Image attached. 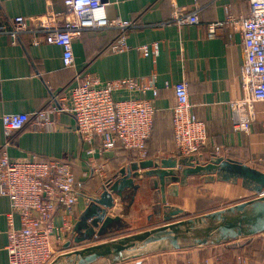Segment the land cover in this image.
<instances>
[{
  "label": "crops",
  "instance_id": "0c3cea01",
  "mask_svg": "<svg viewBox=\"0 0 264 264\" xmlns=\"http://www.w3.org/2000/svg\"><path fill=\"white\" fill-rule=\"evenodd\" d=\"M102 3L106 18L135 25L125 31L128 47L125 52L107 51L119 34L116 29L82 31L72 42L73 66L64 68L61 49L44 43L40 36H19L14 43L9 36L0 35V148L6 142L1 126L4 114L30 116L45 109L54 95L65 94L75 74H89L101 83L126 78L145 80L153 75L158 95L155 99L150 93L144 97L152 100L155 109L145 148L149 156L146 160L177 158L170 110L175 102L173 86L185 82L191 112L202 122L206 133V145L195 155L200 162L222 157L264 173V102L254 104L247 128L242 131L235 130L229 110V104L242 98L239 69L244 62V48L240 27L226 26L214 38L207 35V26L224 21L226 11L234 19L247 16L248 0H103ZM175 8L196 12L198 24L182 27L166 24ZM45 16H52L61 26L68 18L63 0H0V28L9 29L11 20L16 17L24 18L33 27ZM33 38L39 39L40 43L33 45ZM151 43L158 45L154 59L144 57L138 51L139 47ZM127 97L125 92L114 95L115 100ZM50 118L53 125L49 130L24 128L12 134L6 153L12 161L58 159L68 161L71 166L78 197L70 218L71 231L63 236L61 242L52 243L54 258L163 225L161 216L153 213L160 199L158 191L150 179H135V188L123 189L120 196L110 194L112 207L106 209V216L117 221L101 236L75 243L74 240L84 234L82 225L86 213L91 208L95 213L102 208L94 200H98L105 189V180L112 186L122 169L139 160L117 146L106 160L105 176L101 179L86 165L87 147L80 142L73 117L68 112H60L50 113ZM92 147L97 159L99 145L94 142ZM215 147L220 149L218 153ZM253 196L254 193L242 188L240 182L206 184L201 177L192 176L184 187H179L176 196H166V204L183 211L177 219H186L233 206ZM8 211V200L0 197V264H8ZM62 215L61 208L55 212V225L61 224ZM14 220L18 227L17 217ZM98 228L93 229L97 232ZM208 248L215 252L220 248V264H228L230 258L234 264L233 255L235 258L238 254L242 262L236 261V264H264V233L242 240L237 247L223 244L159 251L151 246L128 261L134 264H179L182 259L194 263L196 253ZM95 264L108 263L99 260Z\"/></svg>",
  "mask_w": 264,
  "mask_h": 264
},
{
  "label": "built area",
  "instance_id": "2783aa9c",
  "mask_svg": "<svg viewBox=\"0 0 264 264\" xmlns=\"http://www.w3.org/2000/svg\"><path fill=\"white\" fill-rule=\"evenodd\" d=\"M63 4L68 18L61 26L52 16L39 19L33 27L24 18L16 17L11 20L9 29L0 28V35L9 36L14 43L19 36H40L44 43L61 49L64 68L73 66L72 42L82 31L116 29L119 34L107 51L122 53L128 49L125 31L135 25L106 18L101 0H63ZM248 5L247 16L234 19L226 11L224 21L207 26V35L211 38L226 26L239 25L241 30L244 48V62L239 69L242 98L229 104L233 125L238 131L247 128L254 104L264 102V0H248ZM166 24L177 27L197 25L198 16L196 12L175 8ZM39 43V39H32L33 45ZM138 51L142 56L154 59L158 45H144ZM119 92L127 93L128 97L115 100L114 95ZM147 93L152 99L158 95L153 75L145 80L126 78L101 83L89 74H75L65 94L54 95L45 109L30 116L4 114L1 117L6 142L0 148V197L6 198L9 204L6 215L8 264H49L54 258L52 243L61 242L71 231L70 218L78 197L68 161H12L6 153L11 135L24 128L49 130L53 125L50 113L68 112L74 119L80 142L87 147L88 169L103 179L106 160L117 146L134 154L139 161L147 159L145 142L155 115L152 100L144 98ZM173 95L175 102L170 112L176 157L195 156L206 145L204 125L191 112L185 82L173 86ZM94 142L99 145L97 159L92 147ZM219 151L215 147V152ZM104 185L107 189L110 182L105 180ZM262 196L264 192L254 194L253 198ZM60 208L63 212L61 224L55 225L54 214ZM238 261L242 260L238 258ZM197 264L214 263L206 259Z\"/></svg>",
  "mask_w": 264,
  "mask_h": 264
},
{
  "label": "water",
  "instance_id": "95a60500",
  "mask_svg": "<svg viewBox=\"0 0 264 264\" xmlns=\"http://www.w3.org/2000/svg\"><path fill=\"white\" fill-rule=\"evenodd\" d=\"M192 176L201 177L206 184L240 182L241 187L249 192H264L263 172L222 157L210 158L206 163L200 162L197 156L131 163L128 168L119 172L118 180L105 188L98 200H94L102 208L96 213L91 208L86 213L82 225L84 234L74 242L80 243L99 237L108 226L117 221L106 216V209L112 207L110 194L116 193L120 196L123 189L135 188V179H150L153 188L158 191L160 199L153 208V213L161 216L163 225L72 250L55 257L49 264H95L99 260H105L108 264H119L134 259L135 254L151 246L159 251H180L223 244L237 247L242 240L264 233V196L200 216L177 219L183 211L167 205L166 196H176L179 187H184L187 179ZM93 228H98V231ZM68 246L69 243L66 248Z\"/></svg>",
  "mask_w": 264,
  "mask_h": 264
},
{
  "label": "rangeland",
  "instance_id": "374dc122",
  "mask_svg": "<svg viewBox=\"0 0 264 264\" xmlns=\"http://www.w3.org/2000/svg\"><path fill=\"white\" fill-rule=\"evenodd\" d=\"M219 249L220 248H218L217 250H216V252L215 251H210L211 249L210 248H208V249H205V250H202V251H199L198 253H196L197 255H196V257H195V259H194V261H192V262H194L195 264H197L198 262H201V261H203V260H206V259H208V260H210L211 262H213L214 264H220V262L222 263V256H220V254L222 255V253L219 251ZM184 252V251H183ZM186 252V254H189V253H187V252H189V251H185ZM220 252V253H219ZM238 258H240L239 257V254L238 255H235V258H234V255H233V262H234V264H236V263H238L239 261H238ZM234 259H235V261H234ZM241 259V258H240ZM180 260V259H179ZM236 261H238V262H236ZM180 262H183V263H186V261L184 262L182 259H181V261H178V263L180 264ZM189 262V261H188ZM242 262V261H241ZM182 264V263H181ZM228 264H232V259L230 258V259H228Z\"/></svg>",
  "mask_w": 264,
  "mask_h": 264
},
{
  "label": "trees",
  "instance_id": "16d2710c",
  "mask_svg": "<svg viewBox=\"0 0 264 264\" xmlns=\"http://www.w3.org/2000/svg\"><path fill=\"white\" fill-rule=\"evenodd\" d=\"M147 141H148V140H147ZM147 141L145 142V148H146V143H147ZM147 157H149V156H148V153H147Z\"/></svg>",
  "mask_w": 264,
  "mask_h": 264
}]
</instances>
